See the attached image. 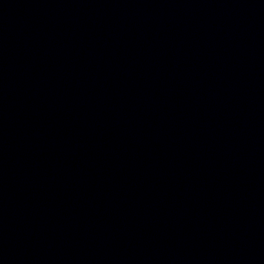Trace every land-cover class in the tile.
Wrapping results in <instances>:
<instances>
[{
  "label": "water",
  "instance_id": "95a60500",
  "mask_svg": "<svg viewBox=\"0 0 264 264\" xmlns=\"http://www.w3.org/2000/svg\"><path fill=\"white\" fill-rule=\"evenodd\" d=\"M0 264H264V0H0Z\"/></svg>",
  "mask_w": 264,
  "mask_h": 264
}]
</instances>
